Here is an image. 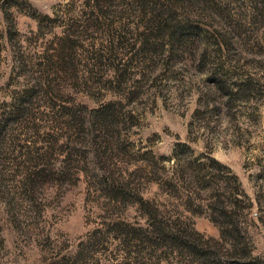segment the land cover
Returning a JSON list of instances; mask_svg holds the SVG:
<instances>
[{
  "label": "rangeland",
  "instance_id": "1",
  "mask_svg": "<svg viewBox=\"0 0 264 264\" xmlns=\"http://www.w3.org/2000/svg\"><path fill=\"white\" fill-rule=\"evenodd\" d=\"M255 259L264 0H0V264Z\"/></svg>",
  "mask_w": 264,
  "mask_h": 264
},
{
  "label": "trees",
  "instance_id": "2",
  "mask_svg": "<svg viewBox=\"0 0 264 264\" xmlns=\"http://www.w3.org/2000/svg\"><path fill=\"white\" fill-rule=\"evenodd\" d=\"M213 165L215 166H220L219 163L212 161ZM223 191V190H222ZM216 199V202L211 205V212L212 215L211 217V221L214 222L215 224H218L219 221L221 220L222 223H220V231H221V235L225 236L226 232H228V230H225V228H230L231 231H233L234 233L238 234H242L241 229L238 227V223H236L235 217L237 216V213L235 211H227L225 206H229V204L234 205L235 207L240 203L239 199H235L234 195L232 193H228V191H224L223 193H216V195L214 196ZM236 213V214H235ZM155 220L157 223L161 224L160 222L157 221L156 216H154ZM157 224V225H159ZM223 224V225H222ZM159 230H163L162 227L159 225ZM225 231V232H224ZM178 238L179 235L181 236H186L187 233L186 232H181L178 231L177 232ZM182 238V237H181ZM244 255H247L246 252H244ZM239 261L237 262L238 264H245V262ZM254 264H260L261 262L258 259H255Z\"/></svg>",
  "mask_w": 264,
  "mask_h": 264
}]
</instances>
